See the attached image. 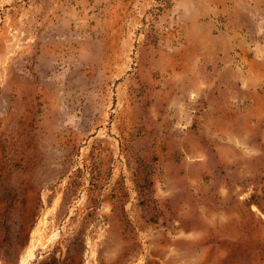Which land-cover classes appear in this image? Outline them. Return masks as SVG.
Returning a JSON list of instances; mask_svg holds the SVG:
<instances>
[{
    "label": "rangeland",
    "instance_id": "1",
    "mask_svg": "<svg viewBox=\"0 0 264 264\" xmlns=\"http://www.w3.org/2000/svg\"><path fill=\"white\" fill-rule=\"evenodd\" d=\"M0 264H264V0H0Z\"/></svg>",
    "mask_w": 264,
    "mask_h": 264
}]
</instances>
